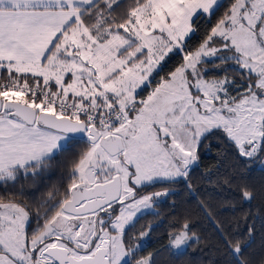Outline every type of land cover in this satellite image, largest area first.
Here are the masks:
<instances>
[{"label": "snow or ice", "instance_id": "obj_1", "mask_svg": "<svg viewBox=\"0 0 264 264\" xmlns=\"http://www.w3.org/2000/svg\"><path fill=\"white\" fill-rule=\"evenodd\" d=\"M3 73L0 185L41 176L58 156L67 182L32 204L0 196V264H154L140 255L152 222L130 229L173 193L148 189L194 192L214 137L218 153L264 171V0H0ZM216 183L233 211L256 196L242 171ZM197 206L219 232L207 264H264L244 254L257 213L225 223ZM190 217L169 222V249L199 243Z\"/></svg>", "mask_w": 264, "mask_h": 264}, {"label": "trees", "instance_id": "obj_2", "mask_svg": "<svg viewBox=\"0 0 264 264\" xmlns=\"http://www.w3.org/2000/svg\"><path fill=\"white\" fill-rule=\"evenodd\" d=\"M226 4L227 0H223ZM215 22V17L211 23ZM201 32L210 27V23L205 19L198 20ZM199 33L192 37L189 41L190 45H194L199 39ZM178 58L173 57L169 61L167 67L173 66ZM231 71V69L229 70ZM214 73H209V76ZM6 76V73L0 75V80ZM235 94V93H233ZM147 90L141 92V96H146ZM209 141H205L208 144ZM211 148L204 149L201 146V162L200 166L192 173L191 183L194 192L186 190L185 185H157L153 189H161L162 187H169L172 189L171 195L157 205L156 211L159 215H145L136 222L135 231L141 225L147 226L149 222L154 225L151 240L147 243L144 251L140 255H146L147 252H154V264H207L209 256L212 255V246H214L219 239V232L216 230L212 220L208 219L202 210L197 206L198 200H206L214 216L218 220L225 223L228 222L234 215H240L243 211L251 209L257 213L256 231L251 237L248 247L244 250L245 256L251 260L259 261L264 256V171H261L260 165L257 163L251 168H246L240 163L238 158L232 152L218 153L217 146L221 144L218 138H212ZM65 156H58L50 162L51 167L41 176L35 178L28 177L18 180L14 185L9 184L7 189L0 185V196L8 193H15L18 200L26 201L29 204L42 200L48 191L54 187L60 188L62 191V184L66 183V167L63 161ZM210 169L212 175L210 177L203 176L202 173ZM241 171L248 182L256 188V196L251 203L237 204L235 211L232 206L226 202L233 200V193L227 186H221L216 183L224 177L235 175L238 179ZM191 213L193 222V231L200 236L199 243L193 242L183 252H176L169 249L167 245V232L169 231V222L173 217L183 218L186 213ZM36 227V220L33 217L31 225L28 229L31 233L32 229ZM224 257L218 258V264H223Z\"/></svg>", "mask_w": 264, "mask_h": 264}, {"label": "rangeland", "instance_id": "obj_3", "mask_svg": "<svg viewBox=\"0 0 264 264\" xmlns=\"http://www.w3.org/2000/svg\"><path fill=\"white\" fill-rule=\"evenodd\" d=\"M140 95H141V93H140ZM157 190H160V189H153V190H149V191H157Z\"/></svg>", "mask_w": 264, "mask_h": 264}]
</instances>
